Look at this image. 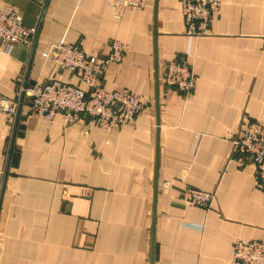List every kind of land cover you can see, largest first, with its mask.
I'll return each instance as SVG.
<instances>
[{
    "label": "crops",
    "instance_id": "1",
    "mask_svg": "<svg viewBox=\"0 0 264 264\" xmlns=\"http://www.w3.org/2000/svg\"><path fill=\"white\" fill-rule=\"evenodd\" d=\"M154 3L117 17L106 0H0L39 27L33 46L0 43V101L53 79L88 89L43 52L66 41L107 58L117 39L130 48L100 83L144 103L110 131L85 114L46 121L28 97L0 111V264H230L237 239L264 241V190L233 155L234 137L264 124V0H221L202 35L186 32L179 0ZM175 58L194 71L187 94L164 84ZM189 186L212 205H185Z\"/></svg>",
    "mask_w": 264,
    "mask_h": 264
},
{
    "label": "built area",
    "instance_id": "2",
    "mask_svg": "<svg viewBox=\"0 0 264 264\" xmlns=\"http://www.w3.org/2000/svg\"><path fill=\"white\" fill-rule=\"evenodd\" d=\"M42 6L46 0H39ZM188 34L209 33L210 22L220 10L221 0H179ZM106 4L119 17L126 9H141L153 5V0H106ZM38 25H27L22 13L13 5L0 10V43L3 52L10 54L13 48L24 43L33 46L38 36ZM130 45L121 40L111 42L107 58L85 52L76 43L61 41L52 44L43 55L57 67L75 74L88 89L79 84L60 79L33 84H20L13 100L3 98L0 111L15 115L17 104L28 97L31 110L51 122L59 113L67 122L77 114H85L97 119L101 126L110 131L118 124L134 120L143 110L141 96L127 88L109 90L100 79L107 64L121 61ZM164 84L168 88H178L187 94L195 86L196 77L192 67L182 59H172L165 63ZM233 155L250 160L255 168L259 185L264 190V124L249 123L233 139ZM3 182L0 179V194ZM215 193L196 187H186L181 201L187 206L209 208ZM230 264H264V241L237 239L232 248Z\"/></svg>",
    "mask_w": 264,
    "mask_h": 264
},
{
    "label": "water",
    "instance_id": "3",
    "mask_svg": "<svg viewBox=\"0 0 264 264\" xmlns=\"http://www.w3.org/2000/svg\"><path fill=\"white\" fill-rule=\"evenodd\" d=\"M157 1L158 0H155L154 8L157 7ZM157 106L160 108L159 90L157 91Z\"/></svg>",
    "mask_w": 264,
    "mask_h": 264
},
{
    "label": "rangeland",
    "instance_id": "4",
    "mask_svg": "<svg viewBox=\"0 0 264 264\" xmlns=\"http://www.w3.org/2000/svg\"><path fill=\"white\" fill-rule=\"evenodd\" d=\"M38 34H39V30H38ZM38 37V36H37ZM178 59H181V58H178ZM183 60V59H182ZM184 62H186L185 60H184ZM187 63V62H186ZM90 117H92V116H90ZM94 118V117H93Z\"/></svg>",
    "mask_w": 264,
    "mask_h": 264
},
{
    "label": "trees",
    "instance_id": "5",
    "mask_svg": "<svg viewBox=\"0 0 264 264\" xmlns=\"http://www.w3.org/2000/svg\"><path fill=\"white\" fill-rule=\"evenodd\" d=\"M60 114V113H59ZM58 115V114H57ZM42 116V115H41Z\"/></svg>",
    "mask_w": 264,
    "mask_h": 264
}]
</instances>
